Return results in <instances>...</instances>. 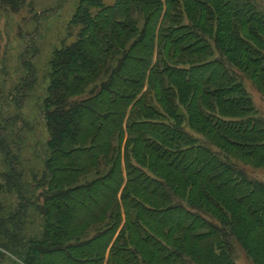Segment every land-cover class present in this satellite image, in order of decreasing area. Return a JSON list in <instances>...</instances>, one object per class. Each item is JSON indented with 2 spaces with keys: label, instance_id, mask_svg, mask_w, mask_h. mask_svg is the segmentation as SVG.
I'll return each instance as SVG.
<instances>
[{
  "label": "trees",
  "instance_id": "obj_1",
  "mask_svg": "<svg viewBox=\"0 0 264 264\" xmlns=\"http://www.w3.org/2000/svg\"><path fill=\"white\" fill-rule=\"evenodd\" d=\"M75 17L40 169L0 121V264H235V242L264 264V183L247 169L264 167V121L227 66L264 90L254 5L82 0Z\"/></svg>",
  "mask_w": 264,
  "mask_h": 264
},
{
  "label": "rangeland",
  "instance_id": "obj_2",
  "mask_svg": "<svg viewBox=\"0 0 264 264\" xmlns=\"http://www.w3.org/2000/svg\"><path fill=\"white\" fill-rule=\"evenodd\" d=\"M81 1L1 0L0 121L3 120L5 124L8 122L7 144L12 151L20 152L22 165L28 175L43 166L42 158L45 157L49 137L43 100L51 82V61L56 52L77 40L82 25L75 16ZM249 2L254 5L256 17L264 21V0ZM96 12L94 9L93 13ZM213 22L218 28L217 15ZM255 27H258L255 33L258 37L250 45L253 52L264 55V30L257 25ZM249 57L261 61L254 53L249 54ZM158 58L156 52L154 60ZM227 66L230 74H235L236 78V72L239 73L237 80L243 85L254 111L264 121V90L251 72L246 73L236 65ZM254 70L255 67L252 68ZM5 164L0 152V165L4 167ZM247 169L253 178L264 183V167L248 166ZM9 197L0 196L6 206L11 201ZM233 245L235 264H263L244 244L235 242Z\"/></svg>",
  "mask_w": 264,
  "mask_h": 264
}]
</instances>
